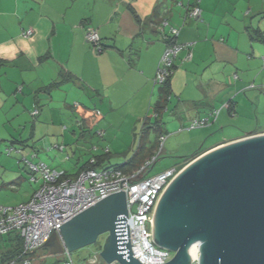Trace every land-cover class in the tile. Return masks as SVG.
<instances>
[{
  "label": "crops",
  "instance_id": "crops-1",
  "mask_svg": "<svg viewBox=\"0 0 264 264\" xmlns=\"http://www.w3.org/2000/svg\"><path fill=\"white\" fill-rule=\"evenodd\" d=\"M242 3V0H0V140L6 141L19 131L16 127L22 128L21 144L26 147L27 140L33 139L38 141V147L19 155L34 163L44 162L52 169L67 171L70 178H75L73 175L88 160L82 155L85 148L79 146L87 132L83 127L87 126L90 129L87 134L95 132L99 139L92 145L93 150H102L100 154H103L108 148L106 158L112 153L117 156L128 153L124 162L129 160L139 152L143 127L151 117L155 94L153 81L166 47L164 35L169 32V26L161 29L165 18L170 25L179 28L177 42L192 44L178 54L171 76L173 94L180 98L186 95L188 98L180 101L188 105L178 101L172 114L178 110L182 115L176 118L188 129L191 124L185 120L191 123L197 118H208L205 126L221 122L223 129V124L236 121L238 117L230 119L222 110L225 108L229 114H236L240 104L231 98L242 89L256 88L250 80L263 64L264 0H249L247 9L240 7ZM193 5L201 8L200 19L185 17L187 8ZM189 19L192 22L189 23ZM92 27L98 30L105 44L100 53L94 52L86 41V32ZM28 29L33 33L25 36ZM190 53L192 57L188 58ZM62 72L73 74L74 80L49 92L42 91L60 80ZM259 78L262 83L259 87L264 92L263 73ZM189 90L192 96L187 94ZM261 93L251 94L258 103ZM158 95L159 87L157 99ZM229 97V107H225L226 103L218 108ZM15 101L22 104V108H31L30 113L32 104L39 107L37 116L41 120L30 130H27L24 116V121L21 117L16 119L20 109ZM246 101L244 99L243 105ZM62 105L73 106L83 123L74 124L66 119L68 124H62L65 114L59 110V115H53V110ZM207 108L210 113L200 112ZM215 110H220L216 117L212 115ZM187 112L189 114L184 117ZM93 113H97V117ZM91 115L94 120L89 124ZM120 123L127 124V128ZM142 123L140 139L135 146L136 132ZM209 130L214 133L216 127ZM261 132L217 140L201 148L206 152ZM106 133L108 139H101ZM150 157L152 155L146 156L144 161ZM0 159V205L15 206L28 201L41 180L32 182L30 178V186L35 188L27 197H19L16 187L21 185L23 178L16 170V158L0 154ZM68 161L74 162V171L69 169ZM35 175L40 179L39 173ZM10 189L12 195L6 194ZM46 249L48 253H34V264H43L47 255L56 264L62 260L61 253L51 255L50 249Z\"/></svg>",
  "mask_w": 264,
  "mask_h": 264
},
{
  "label": "water",
  "instance_id": "water-1",
  "mask_svg": "<svg viewBox=\"0 0 264 264\" xmlns=\"http://www.w3.org/2000/svg\"><path fill=\"white\" fill-rule=\"evenodd\" d=\"M43 247L72 252L108 233L87 264H143L131 250L125 191L113 193L60 226ZM152 239L174 252L164 264H190L200 243V264H264V133L250 134L190 161L163 193Z\"/></svg>",
  "mask_w": 264,
  "mask_h": 264
},
{
  "label": "built area",
  "instance_id": "built-area-1",
  "mask_svg": "<svg viewBox=\"0 0 264 264\" xmlns=\"http://www.w3.org/2000/svg\"><path fill=\"white\" fill-rule=\"evenodd\" d=\"M201 14V8L193 5L187 8L185 17L200 19ZM168 26L169 32L165 36L168 42L154 77V83L158 85L170 76L178 54L192 45L177 42L179 28L170 25L169 20L164 19L161 29ZM32 33L33 30L28 29L24 35L29 36ZM86 41L94 52L103 51L102 38L96 28L87 30ZM191 57L190 53L188 58ZM262 61L264 65V55ZM225 107H229L228 103ZM219 111L215 110L212 115L216 117ZM37 113L38 110H35L34 114ZM207 123L208 118L193 119L190 129L205 126ZM166 139L167 135L159 137L158 143L161 147ZM160 151L133 172H125L114 166L94 167L84 169L76 178L62 180L60 179L63 171L52 169L44 162L37 164L28 161L29 168L40 174L38 180H41V183L38 189L26 202L15 206L0 205V236L15 231L20 233L23 239L21 252L7 264H34V253L49 241L54 232L60 233L61 225L105 197L121 191H125L127 197L131 250L134 257L143 264L169 262L173 258L172 251L160 247L152 239V222L160 198L181 170L172 168L154 176H146L145 171L156 164ZM108 152L109 149L106 148L105 153ZM91 163H96V159L92 158ZM32 180L35 181L36 178L32 177ZM60 241L63 244V251L62 260L58 264H75L72 252L66 247L61 236ZM200 248V243H197L196 253L192 255L190 264H200ZM107 264L122 263L114 260Z\"/></svg>",
  "mask_w": 264,
  "mask_h": 264
},
{
  "label": "rangeland",
  "instance_id": "rangeland-1",
  "mask_svg": "<svg viewBox=\"0 0 264 264\" xmlns=\"http://www.w3.org/2000/svg\"><path fill=\"white\" fill-rule=\"evenodd\" d=\"M243 1V5H240L241 8H249L250 6L248 5V1L249 0H242ZM255 2V1H253ZM230 7H234V5L230 4ZM177 6V4H175V7ZM246 12V11H245ZM229 18H231V16H228ZM239 18H243V16H239ZM195 22V20H193ZM188 22H192V19H189ZM202 22V21H199ZM262 63L260 64L259 68H258V72L252 77V79L250 80V83L254 85H256V88L253 90L251 88L242 89L241 91H239L238 93L234 94V96L231 98L229 97L228 99H226L223 103H220V105H218V108L223 106L224 104L227 103V101L230 100V98L235 101V102H239L240 107L239 110L237 109V112L235 115H231L228 113V111L224 108L222 111L223 113H226V116L230 119H234L237 118L238 119L236 121H230V123H225L222 126H225L223 129L221 126V122H217L215 125H211V126H202V127H197L194 129H188L186 128L183 124L184 122H180V120L178 118H176L178 115H182L179 114V111L176 110L177 112L172 114V108H175L176 106H174V104H177L178 101L179 103L188 105L187 102H182L180 100H184L185 96H180L177 97L174 94L172 95L171 99L169 100V105L167 110L163 113V117L162 119L164 120V124L162 126V129L166 132L167 135V139L166 142L164 143V145L161 147V145L159 143H157V132L154 130H151L150 133L148 134L145 142H146V146L150 147L152 145H154V149H155V154L159 153L160 151V155H159V159L156 162V164L150 168H148L145 171V175L146 176H154L158 173H161L163 171H166L167 169H172V168H177L179 169L180 163L184 162V158L182 157L185 154L194 152L196 149L200 148L201 146H205L204 148L209 147L210 145L213 144V142L217 141V140H226V139H230L233 137H238V136H242L245 135L246 133L249 132H253V131H262L261 133H264V92H262V87H259L262 83H261V79H257V77L263 73L264 75V68L262 67ZM239 67V66H238ZM240 68V67H239ZM243 68V67H242ZM240 68V69H242ZM154 83V81H153ZM264 84V83H263ZM155 87V94H154V102H153V106H152V112H151V117L154 120L155 114H154V104L156 103L157 100V92H158V87L159 85L157 83L153 84ZM250 87V86H249ZM261 93L262 97H261V101L260 103H258L257 99H254V96L251 95L253 93ZM187 94H189V96H192L190 90L189 92H187ZM29 98H31V100H33L32 96H28ZM253 97V99H252ZM236 98V100H235ZM244 99H246L249 102V105L247 107V101L245 103V105H243V101ZM69 102H72V100H69ZM15 104L17 105V109H20L18 111V113H16V119L18 120V117H21V119H23L22 116H24L26 122L28 123L27 125V130H30L32 128V125L34 123H38L39 120H41V117L37 116L34 117L32 115V112L30 113V109L31 108H22L23 105L16 102ZM73 105V103H72ZM92 106V105H90ZM32 109L35 108V105L32 104ZM44 107V106H43ZM42 107V108H43ZM56 108V107H53ZM60 109H54L53 111V115H59L58 111L61 110L62 113L65 114L66 118L64 121H62V124L67 125L68 122L70 121L71 123L76 124L77 121L81 122V118L82 116L76 111L75 108H73V106L71 107H64L63 105L61 107H59ZM92 109V108H91ZM94 110V109H92ZM206 110V111H205ZM33 111V110H32ZM210 113V109H202L200 110L201 113L205 114V112ZM20 114V115H19ZM184 117H187V115L189 114L184 113ZM94 117H97L98 114L93 113ZM27 119H26V117ZM92 116V115H91ZM66 119L68 120V122L66 121ZM93 119V116L91 118V120L89 121V124H92L91 121ZM186 118H184L185 120ZM221 120V119H220ZM24 121V119H23ZM187 124H191L187 122V119L185 120ZM185 123V124H186ZM121 126H123L125 128H127V124H119ZM118 125V126H119ZM117 126V125H116ZM143 123L140 125V127L137 129V140L135 143V146L138 145V140L140 139V132L142 129ZM210 127H216V131L214 133H211L212 131L209 130ZM219 127V128H217ZM19 131L16 130V134L13 137H9L6 141L4 140H0V154L5 155L7 157H11V158H16L14 161L16 163V170L17 172H20L21 176H22V181L20 182V186H17L16 189L19 191L18 196L19 197H23V196H28V194L32 191V187L30 186V182L29 179L31 178V173L29 171V167L28 165L25 163V160L23 158L22 155H19L22 153H24L25 151L30 150V148L32 147H38L37 142L33 139H29L27 140V145L26 147L24 145H22L20 142L15 141L16 143H12L11 141H13V139H21V135L20 132L21 129H19ZM45 129V128H44ZM222 129V130H220ZM83 130H87V132L90 129H87V126L83 127ZM98 131L101 130V128L97 129ZM102 130L105 131V129L103 128ZM92 131V130H91ZM87 132H85V138H82L80 141V147L85 148L84 151H82V155L85 157V160L89 159L91 157V155H95V154H100L102 152L101 151H97V150H93L92 149V145L95 143H98V136H96L95 132H91L92 134H87ZM89 133V132H88ZM222 134V135H221ZM256 135V134H255ZM250 135H246L245 137H248ZM243 137V138H245ZM13 138V139H12ZM1 139V138H0ZM103 140H107L108 136L107 133L105 135L104 138H101ZM26 141V140H25ZM7 149H13L12 154L8 155L7 154ZM105 149V148H104ZM103 149V150H104ZM56 150V148H55ZM33 153H35V149H32ZM131 156H132V151H129ZM43 154H45V152H41ZM128 154V153H127ZM126 155H120L117 156L115 154L112 153V155H109V158H106L105 160V165H108L110 163L113 162H119L122 163L124 162ZM24 155V154H23ZM46 155V154H45ZM108 157V156H107ZM117 157H121L120 159ZM26 159H30V158H26ZM53 159V158H52ZM1 160V159H0ZM54 160V159H53ZM39 162V161H38ZM145 163V162H144ZM144 163H142L140 166H138L137 169H139ZM67 164L69 165V169L74 171V162L73 161H68ZM37 174V173H36ZM20 181V180H18ZM35 184V183H34ZM39 184L37 183L36 186H38ZM30 188V189H29ZM38 189V188H37ZM7 190V189H6ZM12 190L10 189L9 191H6V194L8 195H12ZM107 238H108V233L106 234H102L101 236H99L98 240L88 246L82 247L78 250H73L72 251V257L73 260L75 262V264H87V260L90 257H94L95 255L99 254L102 250V248L105 246V244L107 243ZM40 253H44L45 251L48 250L46 249V247H41L37 250ZM172 256H174V253L172 252ZM43 264H56L53 260V258L49 255H47L45 262Z\"/></svg>",
  "mask_w": 264,
  "mask_h": 264
},
{
  "label": "trees",
  "instance_id": "trees-1",
  "mask_svg": "<svg viewBox=\"0 0 264 264\" xmlns=\"http://www.w3.org/2000/svg\"><path fill=\"white\" fill-rule=\"evenodd\" d=\"M163 20L164 19H162V21ZM166 34L164 35V38H165ZM167 42L168 41L166 40V43ZM102 44H103V49H104L105 44L103 43V41H102ZM174 67H175V65L171 69L170 76L162 84H159V95H158V99H157L156 103L154 104L155 117H154V120L152 119V117H148V119L145 122V125H144L143 130H142V135H141L142 144H141L139 152L134 154L133 157H131L129 160H127L124 163L108 164V165L104 164L108 153L93 155L92 157H90L86 162H84L80 166V168L76 172V174L73 175L75 178L84 169L94 168V167L114 166L116 168L122 169L125 172H133L134 170H136L138 168V166H140L143 162H145L144 160L146 159V156L155 155L154 145L147 147L145 140H146V138H147V136L151 130H154L157 132V138L158 139L161 135H166V132L162 129V126L164 124V122L162 120V116H163V113L167 110L168 105H169V100L171 99L172 94H173L172 87H171V76H172V72H173ZM74 78L75 77L73 74H71L69 72H62L60 80L50 83L49 85H47V87L43 88L42 91L49 92L52 89L56 88V86H59L60 84H62L64 82L74 80ZM35 110H38L37 114H34ZM39 111H40L39 107L37 105H35V108L32 111V115L34 117H37V115L39 114ZM81 123H83V122L81 121ZM16 141L22 143V141L20 139H16ZM157 143H158V140H157ZM12 151H13V149H7V154L11 155ZM146 151L148 152V155L145 154ZM204 152H205V150H203L200 147L197 150H195L191 155L184 156L183 157L184 162H182L180 164L178 170L183 169L184 166H186L190 161L194 160L196 157L200 156ZM92 158L96 159V163H91ZM24 160H25V163L28 165L27 162L30 160H28L26 158H24ZM30 162H32V161H30ZM38 163H40V162H38ZM29 171L31 173V181L32 182H33L32 177H35L36 180L39 179L36 177L35 171H32L30 168H29ZM39 176H40V174H39ZM70 176L71 175L67 171H63V174H62L60 180L68 179V178H70ZM7 242H8V245L5 244ZM22 246H23V239H22L20 233H18V232L14 231V232L0 236V264H7L11 259L16 257L21 252Z\"/></svg>",
  "mask_w": 264,
  "mask_h": 264
},
{
  "label": "bare ground",
  "instance_id": "bare-ground-1",
  "mask_svg": "<svg viewBox=\"0 0 264 264\" xmlns=\"http://www.w3.org/2000/svg\"><path fill=\"white\" fill-rule=\"evenodd\" d=\"M195 253H196V249H195V247H194V250H193L192 255H195Z\"/></svg>",
  "mask_w": 264,
  "mask_h": 264
},
{
  "label": "clouds",
  "instance_id": "clouds-1",
  "mask_svg": "<svg viewBox=\"0 0 264 264\" xmlns=\"http://www.w3.org/2000/svg\"><path fill=\"white\" fill-rule=\"evenodd\" d=\"M22 43H25L26 44L27 42L26 41H23Z\"/></svg>",
  "mask_w": 264,
  "mask_h": 264
}]
</instances>
